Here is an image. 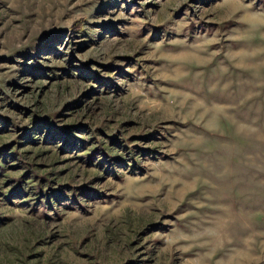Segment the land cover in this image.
I'll return each instance as SVG.
<instances>
[{"label": "rangeland", "instance_id": "rangeland-1", "mask_svg": "<svg viewBox=\"0 0 264 264\" xmlns=\"http://www.w3.org/2000/svg\"><path fill=\"white\" fill-rule=\"evenodd\" d=\"M0 264H264V0H0Z\"/></svg>", "mask_w": 264, "mask_h": 264}, {"label": "trees", "instance_id": "trees-1", "mask_svg": "<svg viewBox=\"0 0 264 264\" xmlns=\"http://www.w3.org/2000/svg\"><path fill=\"white\" fill-rule=\"evenodd\" d=\"M21 186H23L22 182H21ZM50 197V196H49Z\"/></svg>", "mask_w": 264, "mask_h": 264}]
</instances>
